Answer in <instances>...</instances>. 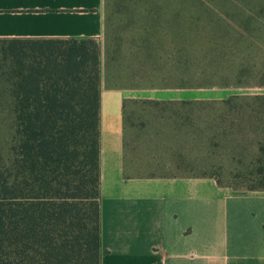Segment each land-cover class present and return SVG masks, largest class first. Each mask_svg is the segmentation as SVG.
I'll list each match as a JSON object with an SVG mask.
<instances>
[{"label":"crops","instance_id":"obj_1","mask_svg":"<svg viewBox=\"0 0 264 264\" xmlns=\"http://www.w3.org/2000/svg\"><path fill=\"white\" fill-rule=\"evenodd\" d=\"M175 8L176 0H0V38L98 43L99 264H264V189H232L204 160L210 95L111 71L161 67L158 47L144 60L132 40L171 36ZM148 100L173 109L146 110Z\"/></svg>","mask_w":264,"mask_h":264},{"label":"trees","instance_id":"obj_2","mask_svg":"<svg viewBox=\"0 0 264 264\" xmlns=\"http://www.w3.org/2000/svg\"><path fill=\"white\" fill-rule=\"evenodd\" d=\"M256 2L252 18L234 9L238 24L230 26L211 8L176 0L171 36L156 44L148 35L132 40L144 60L158 47L162 61L155 64L161 67L133 70L143 71L146 80L157 75L161 87L226 85L227 70L233 69L224 65L225 55L245 59L255 51L222 49L228 41L252 42L253 34L230 29L251 26L255 48L263 49L264 0ZM206 75L219 80L202 81ZM0 93V108L10 119L0 155V264H99L97 41L90 36L0 38ZM261 97L253 96L255 103L262 104ZM238 98L218 102L228 108L247 104ZM207 140L211 145V136ZM258 179L260 184L249 189H264V174Z\"/></svg>","mask_w":264,"mask_h":264},{"label":"rangeland","instance_id":"obj_3","mask_svg":"<svg viewBox=\"0 0 264 264\" xmlns=\"http://www.w3.org/2000/svg\"><path fill=\"white\" fill-rule=\"evenodd\" d=\"M198 2L200 9L211 8L213 15H217L222 19H225L230 26L237 25L238 18H236L235 10L243 11L244 14H251V18L256 9L257 0H189ZM235 9V10H234ZM191 10V9H190ZM252 10V12H251ZM186 11V10H184ZM250 24H254L251 22ZM242 29H230V31H240L242 34L252 38V42L244 41L243 44L238 45H223L222 49L227 52L233 50H244L248 52L245 59L241 58V55L237 53H230L225 55L226 61L224 65L231 67L233 72L227 70L228 83L226 85H208L200 87H178V88H190L196 91L203 92L210 95V100L205 101V144L206 138L211 136V145L209 153L207 155V149L205 148V162L207 161L214 174L220 180L221 183L228 185L235 190H246L253 186H257L259 183L258 176L264 174V134L262 132L264 126V46L262 50H258L254 46L256 30L251 26H241ZM208 31V29H204ZM201 36H204L203 31L200 32ZM225 41L222 42L224 44ZM229 46V47H228ZM197 47V46H196ZM198 48V47H197ZM231 48V49H229ZM230 58H235L230 59ZM196 61H194L195 63ZM230 69V68H227ZM115 73V76L130 82H138L136 85H143L145 82L147 87L158 86L159 78L154 75L151 79H143L140 75H137V70H111ZM125 71V72H124ZM106 68L101 70V77L106 80ZM211 79L214 81L219 80L217 77L206 75L201 80ZM200 80V79H197ZM200 80V81H201ZM134 85V84H133ZM143 87V86H141ZM175 88V87H172ZM1 94V93H0ZM237 96L239 99L244 100L247 104L241 106H232L228 108V105L218 102L222 98L227 96ZM261 96L262 104L255 103L256 100L253 96ZM2 98V95H0ZM142 108L146 110L161 109L165 107V110L173 109L164 103H160L154 106L150 101H142ZM189 108V107H187ZM0 108V155H4L5 148L7 146V130L9 126V115L5 112V109ZM211 119L209 118V115ZM207 120V121H206ZM209 131V133H208ZM208 141V140H207ZM210 144V143H209ZM202 152L201 150L196 151ZM199 159V158H198ZM201 160V158H200ZM258 168H262V172L258 173Z\"/></svg>","mask_w":264,"mask_h":264}]
</instances>
